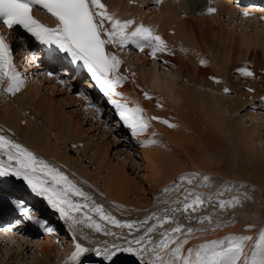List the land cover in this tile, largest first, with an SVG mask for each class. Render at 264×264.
Returning <instances> with one entry per match:
<instances>
[{
  "label": "bare ground",
  "instance_id": "6f19581e",
  "mask_svg": "<svg viewBox=\"0 0 264 264\" xmlns=\"http://www.w3.org/2000/svg\"><path fill=\"white\" fill-rule=\"evenodd\" d=\"M226 1L230 2L229 0H218L215 5L216 11L214 13H209L207 11L210 7L208 6V0H161L160 3H156V0H102V2L107 5L109 12L115 14L118 18L122 20L134 19L137 24L143 23L151 27L156 34L163 38L168 48V51L157 53V56L153 58L150 55V49H145L141 52L135 45H128L129 51L134 52L135 61L138 63L135 65L132 63L133 68L131 69L128 66L129 64L122 60L123 63L120 65L118 74L126 77V79L116 88V91L122 95L114 96L113 98L121 101V103L127 101L129 107L139 105L145 110L144 115L148 118L153 116L172 118L173 124L177 123L178 126H181L176 133L179 136L186 134L193 138L192 140H195L198 145L200 151L194 150L195 155H199L198 163L194 161V159L188 162L182 159V157L187 156L188 151H190L192 147L187 144L184 150L181 149L180 146L177 145L178 143L176 144L175 141L173 142L171 140L174 135L171 132L172 130L170 132L173 135L170 133L171 138L169 141H166L168 145L163 147V149L168 148V156L158 157L154 155V157L150 155L151 159H149L150 156L145 155V151L141 150L143 156L149 160L151 169H154V172L149 169V174H146V176L144 173L141 174L153 185L149 187V191L152 192L153 195L155 194L156 186L160 184L167 185L168 180H170L168 182L172 187L174 184H179L181 186L178 191H173L177 193V195H181L185 188L191 189V187H194L196 192L203 193L205 196L210 197L217 194L219 189L223 188L225 185L231 184V181H234V183L246 182L249 187L254 190V193L257 191L259 192L257 194L258 202L259 204H263L262 208H264V161L260 158L252 159L250 153L245 154L242 152V149L247 146L246 141L250 140L254 131L246 135L243 133V135H239L233 122H230L229 119H225L226 117L222 114L224 105L227 110L229 108L236 111L244 106V104H249L252 100H255L260 92V90L255 87L257 84L264 89V83H262L264 78L261 76L248 77L235 75L236 78H233L234 75L232 74L233 72L239 74L237 69L242 66L245 67L244 65H251V67H253L254 65H252V63H257L259 65L264 64V58L257 56L259 54L254 50L257 47H261L264 52V24H262L263 22L259 23L258 20L261 15L264 16V9H258V7L248 8L247 10L250 12L248 16H251L254 20L248 19L250 21H245L244 19L246 18H242L245 12L242 11L239 13L232 7L233 5L231 6V2L228 3ZM138 2H148L147 11L142 10L141 7L138 8L135 5ZM225 14H227V17L232 18V20L238 18L241 21L238 32H236L235 29L229 30L227 28L228 22H226V27L221 25L220 20ZM234 14L235 17L233 18ZM239 14H241V17L238 16ZM36 16L40 20L50 22V24L55 23L52 17L42 12H36ZM262 20L264 21V18H262ZM250 30H253V33H250ZM0 31H2L7 41L13 40L11 47L15 65L16 63L20 64V59H27L30 53H28V51L25 52L24 49H31L33 45L30 41L25 40L26 44H22L21 42L17 44V34H7V27L5 26H0ZM235 32L238 35H236ZM233 39L236 40L232 41ZM177 43H179L183 49H178ZM14 44H16V46H14ZM220 45H223V47ZM115 47L109 46V50L115 53ZM189 47L196 48L197 53L194 56H191V54L186 51ZM225 49H228L229 52L234 51L239 55L243 53L245 57L246 55H250L253 60L250 61L249 57H247L246 60L231 59L230 55L234 56V54L226 53ZM14 51L16 52L15 54ZM36 54L41 55L39 52H36ZM198 54L202 59L200 56H197ZM117 56L119 57V55ZM204 57L207 58L205 63H210L212 68L200 64L202 60L204 61ZM57 59H60V57H52L44 61L42 59L39 60L38 64L41 63L42 66H50L51 61H53L54 67L57 69H69L71 72V68H69L67 64L61 62L57 63ZM149 59L163 61V65L171 68L176 73L177 79H168L162 76L156 68L147 70L146 61ZM32 62L35 63V60ZM260 66L254 67L258 70L261 68L264 69V65ZM32 68L35 69L36 67L32 66ZM37 68L40 69V66H37ZM213 77L216 79H213ZM46 78L50 84L51 78L45 77L43 74L40 77L41 80H39V77L35 79L41 82L42 80H46ZM216 80H219V83H217ZM241 81L245 83L241 84ZM85 82L91 86L90 90H85V94L93 96V89L99 90V88L94 86V82L90 80L88 74L86 75ZM144 83H147L149 88L146 87ZM51 84L50 88L52 90L60 88L63 91V88L58 87L57 83ZM32 87V84L28 85L24 83V86L15 95L5 91L0 94V130H3L5 134L13 137L29 149L40 153L46 160L60 166L69 177L75 180L80 187L90 194L93 200L103 205L104 209L117 219H141V216L154 211V207H161V204L153 208L142 209L138 207L136 201L132 200L131 197L136 198L141 194L140 187L134 179L129 178L125 164H113L108 161L106 159L107 147L95 139H85L83 137L85 132L79 133L80 121L79 119H75L76 117L71 114V111L70 114L65 115L64 108L57 103L54 104L53 101V103L49 101V97L46 98V100H42V97L45 95L43 93L49 91L48 89L42 91L41 88L38 87L39 92L33 90L28 94L27 90H31ZM225 87L229 88L230 91L226 93L224 91ZM33 88L35 89V87ZM249 89H252V91H249ZM157 91L165 95L168 102L170 101V103L173 104L171 108H168V104L163 102L166 101V99L164 97L161 98ZM145 92L151 96V99L145 97ZM99 93L101 100L106 98L108 101V98L105 97L101 91H99ZM231 93L234 95L232 98L229 97ZM66 94L68 96L69 93L66 92ZM262 95H264V93ZM69 99V102H79L83 110H86L84 106L89 100L84 102L80 96H69ZM94 102L96 105L99 103L96 101ZM161 104L162 106H158ZM113 109L115 110L114 106L111 104L106 108V112L108 111V120H110L111 117L114 119ZM88 112L91 115H93V112L95 113L94 109H88ZM23 116L25 117L23 118ZM156 122L157 120H149L150 127L148 130L139 137L132 136V138H138L140 141L149 138L151 135L147 132H150L152 127V133L154 132ZM118 123L122 122L119 121ZM109 126L111 127V125ZM158 130L155 136H151L153 139H160V137H162L160 135L161 131ZM165 134H167L168 138L170 137L167 132ZM177 134L174 135V138L178 136ZM104 135H102L103 138ZM51 136H53L54 141L51 140ZM240 136L243 137L242 140ZM176 140L179 139L176 138ZM70 144L75 148L78 147L77 150L83 153L87 150L91 152L89 156L90 160H93L94 156H98L96 172L89 170L78 157H71L68 155L67 151L69 150ZM132 165L134 166V164ZM160 169H163L167 175L164 176V180L159 182ZM181 176L189 177L191 183H188V180H181ZM177 177H179V179L175 182L174 179ZM204 177L208 179L204 180ZM198 181H201L202 184L198 185ZM194 183L196 184L193 185ZM111 197H113L114 201L111 200ZM177 200L178 199L172 195L165 201L164 205L172 207L173 205L171 204ZM226 201H229V199ZM211 204L213 205V203L205 204L200 210L210 207ZM117 205H119V207H117ZM47 207L49 206L47 205ZM137 209L138 211H136ZM263 211L264 209L259 212L264 213ZM57 215L58 219H60L58 213ZM227 220L228 219H226V221ZM243 221V219L237 221L236 224L231 227L230 231L232 233H243L241 235L253 236L255 239L259 231L264 229V224L249 228L248 226L251 224L243 225ZM55 226L56 225H54V228ZM80 229L85 231L86 227L80 226ZM20 230L22 231L23 228L21 227ZM86 232L87 231H85V235L87 234ZM56 234L57 233L54 232L46 233L43 236V241L39 245L41 257L36 258L33 264H51L52 241L57 237ZM9 235L10 234L2 235L4 247L11 244L10 240L12 243L17 241L13 239L14 237ZM99 238L104 240L111 238V236L103 235V237L99 236ZM204 242L205 240L203 242L197 241L187 243L184 245L185 253L188 248H195ZM16 244L20 245V242H16ZM73 245H71V248H73ZM250 247L251 242H249V248ZM133 261L134 260H130V262Z\"/></svg>",
  "mask_w": 264,
  "mask_h": 264
},
{
  "label": "snow or ice",
  "instance_id": "6c2138e0",
  "mask_svg": "<svg viewBox=\"0 0 264 264\" xmlns=\"http://www.w3.org/2000/svg\"><path fill=\"white\" fill-rule=\"evenodd\" d=\"M160 2L161 0H156V3ZM34 6H39L55 18V26L49 27L37 20L33 15ZM207 11L212 13L216 9L209 7ZM0 24L9 30L17 26L22 28L35 41L46 46L53 58L66 57L71 65L82 66L94 86L114 106L119 121L130 130L133 137H139L148 130L149 120H159L170 128L177 127L161 117H146L145 110L139 105L129 107L127 101L121 103L113 98L122 95L116 88L126 77L118 74L123 61L109 50V46L125 48L135 45L141 52L150 49V55L155 58L157 53L168 51V48L163 38L151 27L143 23L137 24L134 19L118 18L109 12L102 0H0ZM204 63L202 60L201 64ZM237 71L243 76H254V72L248 67L238 68ZM67 74L65 70L64 75ZM46 75L65 87H71V77L66 80L63 75L53 71ZM216 82L219 83V80ZM24 83L25 78L14 63L12 47L5 36L0 35V91L15 95ZM224 91L227 93L230 89L225 87ZM79 95L88 100L84 92ZM144 95L151 99L147 92ZM88 107L93 108L97 115L102 113V109L90 100ZM155 135L153 132L152 136ZM143 143L155 144L158 141L151 139ZM10 179L21 182L30 193L46 201L65 221L74 241L77 226L92 228L96 232H103L105 236L124 240V243L105 242L95 248L76 242L69 257L76 264H83L82 258L87 253L100 258L96 264H117L122 254L133 258L135 264H264V229L259 231L255 239L249 235L229 234L223 240L205 241L195 248H188L185 253L184 245L188 243L191 234L202 229L185 226L174 214L182 210L191 219L192 213L198 212L203 205L212 203L210 196L185 188L183 199L174 201L175 207L164 208L163 215L153 212L142 220H120L93 200L60 166L40 157L0 130V194L4 191L3 185ZM180 179L191 183L187 176H181ZM207 179L204 177V180ZM180 187L179 184H174L172 188L165 187L163 191H178ZM9 203L19 211L24 220L36 223L47 233L55 231L49 221L37 216L34 208L27 205L23 198L12 196ZM239 203V198L233 197L230 201L220 200L219 207L225 208ZM93 214L99 217V221L94 219ZM198 219L201 223H210L212 218L200 216ZM150 221L155 222L145 228ZM101 222L128 229V235L132 238L127 239L109 231ZM169 223L174 226L164 228ZM160 228L164 230L160 232L159 240H153L152 235ZM142 229V234L133 236V233H140ZM84 238L88 239L87 236Z\"/></svg>",
  "mask_w": 264,
  "mask_h": 264
},
{
  "label": "rangeland",
  "instance_id": "374dc122",
  "mask_svg": "<svg viewBox=\"0 0 264 264\" xmlns=\"http://www.w3.org/2000/svg\"><path fill=\"white\" fill-rule=\"evenodd\" d=\"M226 2H228V1H226ZM216 3H217V0H215V3H213V6H214V4L216 5ZM228 3H230V2H228ZM230 4L232 6V3H230ZM136 6L138 8L142 7L144 11L147 10V6H145L144 4H138ZM145 14H147V13H145ZM118 16H119V11H118ZM234 17H235V14H234L233 18ZM245 18H246V19H244L245 21H250L248 19H253L251 16H246ZM262 18H264V16L261 15L258 20H259V23L263 22L262 24H264V21L262 20ZM213 22H215V21H213ZM226 22H228V26L230 27L229 28L227 26V28L229 30L235 29L236 32H238L239 27H240V22H241L238 18L232 20V18L227 17V14H225L221 18L220 23L222 26L226 27ZM250 33H253V30H250ZM236 35H238V34L236 33ZM235 40L236 39H233L232 41H235ZM14 46H16V44H14ZM220 46L223 47V45H220ZM177 48L183 49V47L179 43H177ZM191 49H195V50H191ZM254 50L259 54L257 56H259L260 58H262V57L264 58V52H263L261 47H257ZM186 51H188L191 54V56H194L197 53L195 47H191V48L189 47V49ZM193 51H194V54H193ZM225 52L230 53V54H234V56H231L229 54L231 59L235 58V59L246 60V58L249 57L250 61L253 60L252 56H250V55L249 56L246 55V57H245V55H243V53H240V55H239V54H236L234 51L229 52L228 49H225ZM116 53L120 56L121 60H123L124 62L129 64L128 66L131 69L133 68L132 67L133 65L138 63L137 61H135L134 52H130L129 50L127 51L125 49L121 50L118 46H116ZM131 54H134V55H131ZM197 56L199 57L200 55L198 54ZM200 58L202 59L201 56H200ZM203 59H204V61H207L206 57H204ZM157 60L158 59L147 60L146 61V69L152 70L153 68H156V70L159 71V73L162 76H165L168 79L171 78V79L176 80L177 79L176 73L171 68L167 67L166 65H163V63H162L163 61H160V60L157 61ZM132 63H133V65H132ZM200 64H201V62H200ZM202 65H206V66L212 68L210 63H204ZM252 65L257 67L260 65L263 66L264 64L259 65L257 63L256 64L252 63ZM244 66L252 69V70L250 69L251 71L254 72V76H252V77H256V76L260 77L261 76L262 78H264V69L263 68L258 70L254 66L251 67V65H244ZM18 67L21 70H23V75L28 78L29 77L28 75L30 74V71H28L29 67L27 66L26 68H23L22 65H19ZM242 67H240V68H242ZM232 74L234 75L233 78H236L237 75H241L240 73L238 74L237 72L236 73L233 72ZM39 80H41V79L39 78ZM240 83L244 84L245 82L241 81ZM262 83H264V79H263ZM25 84H28V85L32 84L33 87H35V89L32 87L31 90L30 89L27 90L28 94H30V91H33V90H36L37 92H39V88H41L42 91H44V89H46V90L48 89L49 91L43 93L45 95H44V97H42L43 99L41 98L42 100H46V98L49 97L48 98L49 101H51V102L53 101L54 104L57 103L58 105H61L62 108H64L65 115L70 114V111H71V114L74 115V117H76L75 119H79L80 124H81L79 127V133L85 132L83 134V137L85 139H87V138L88 139L89 138L95 139L96 141L101 142V144H103L105 147H107L106 159L108 161L112 162L113 164H119V165H121L122 163L125 164V168L127 170V174H129V178L134 179L137 182L138 186L140 187L141 194L136 198L131 197L132 200L136 201V204L138 207H140L142 209L143 208H150V207L153 208L154 206L161 204V207H154L155 208L154 211L141 216V219L133 218V220H142L146 216L151 215V213H153V212H157L158 214L163 215V209L168 207L167 205H164L165 201H167L172 195H174L175 198H177L178 200L183 199V193L181 195H177V193H175L173 191L169 192V193H164V191H162L165 187L170 186L169 188H172L171 184H169V182H168L170 180L167 181V185L160 184V185L156 186V191H155V194L153 195L152 192L149 191V187L153 186V185H151V182L146 180L141 175L142 173H144L145 176H146V174L148 175L149 171H150L149 169H151V167L149 166L150 165L149 160L145 156H143V154L141 153V150L145 151L144 154L149 155V156L150 155H153V156L155 155L158 157L168 156V152H167L168 148L163 149V147H166V145H168V143L166 141H169V139L171 138L170 133L172 132L174 135H176L177 130L180 129L181 126H178L177 123H174L175 125H177V127L170 128L166 124L157 120V122L155 123L154 132L156 133V131L158 129L161 131V134H160L162 136V137H160L161 140L159 138H156V139L154 138V140L158 141V143L145 145L143 143V141H140L138 138H136V139L132 138L130 130L126 126H124L122 123H118L119 118L116 115L114 109H113L114 119H112L113 117H111L110 120L107 119L104 125H102L100 123L93 125L91 120H89V117L81 116V110L84 111L83 107H81V104L79 103L77 106L80 105V107L76 108L74 104H71V102H69L70 101L69 97L67 98V96L62 95L64 93V91H62L60 88L52 90L50 88V85H52V84H50L49 86H45L46 85L45 82H42V83L41 82H39V83L28 82ZM144 85L149 88V85L147 83H144ZM255 87L260 90L259 96L255 100H252L251 103H249V104H244V106L240 107L236 111H233L232 109H229V108L227 110L226 106L224 105L223 110H222V112H223L222 114L224 117H226L225 119H229L230 122H233V124H234L239 135H243V134L246 135L247 133L254 131L250 140L246 141L247 146L242 149L243 150L242 152L245 154L250 153L252 159L253 158L254 159L260 158L264 161V95H262L264 93V89L262 87H260L259 84H257ZM157 93L161 98L164 97L166 99V101H163V102H166L168 104V108H171V106H173V104L170 103V101L168 102V99L165 97V95H163L159 91H157ZM97 95H98V93H97ZM233 96L234 95L232 93L229 95V97H231V98ZM160 100H163V99H160ZM59 102L60 103L62 102V103L60 104ZM164 107H166V106H164ZM171 111L175 112L174 110H171ZM104 114H105V112H103V115ZM24 117L25 116H23V118ZM162 118L169 120L172 123V118H170V117H162ZM85 120H87V121H85ZM109 125H111V127ZM165 126L167 129L165 128ZM152 131H153V127H152L151 131L150 132L148 131L147 133H149V135L152 136ZM166 132L170 136L169 138L167 137V134H165ZM172 133H171V135H173ZM102 135H104V138ZM174 135L172 136L171 140L173 142L175 141L176 144L178 143L177 145L180 146L181 149L184 150L185 146H187V144L191 145V147H192L191 148L192 151L191 150L188 151L189 155L187 154V156L182 157V159L185 162H188L189 160L194 159V161H196L198 163L199 162V157H198L199 155H195L194 150H197V151H200V150H199L198 145L195 142V140H192L193 138L187 136L186 134H183L184 136L183 135L179 136L177 134L178 136H175V138H174ZM151 136L149 137L150 139L147 138L145 140L153 139ZM176 138H178L179 140H176ZM242 138L243 137L240 136L241 140H242ZM51 140L54 141L53 136H51ZM242 144H243V142H242ZM139 145H140V147H139ZM241 147H242V145H241ZM196 148H198V149H196ZM77 149H78V147L75 148L74 146H72L70 144L69 150L67 151L68 155L71 157H78L83 162V164L87 168H89V170L96 172L98 156H94L93 157L94 159L90 160L89 156H90L91 152H88V150H87L86 152L83 153L82 151H79ZM34 152H36V151H34ZM36 153H38V152H36ZM191 153H192V155H191ZM38 154L40 156H42L40 153H38ZM127 154H128V156H127ZM124 156H126V157H124ZM42 158H44V157L42 156ZM149 159H151V156ZM132 164H134V166ZM137 166H139V167H137ZM151 170L153 171L154 169H151ZM160 170H161V173H160L159 179H158L159 182L164 180L165 179L164 176L167 175L165 173V171H163V169H160ZM178 179H179V177L175 178L174 179L175 182H177ZM171 180H172V178H171ZM198 182H199V183H197L198 185L202 184L201 181H198ZM230 183L231 184L225 185L223 188L219 189V192L217 194L211 196L213 205L211 204L210 207L205 206L206 208H204V210H199L196 213H192L191 219H189L188 214L184 213L182 210L177 211L174 214L175 218L177 220H179V222L183 223L185 226L192 227L193 229H202L201 231L193 232L191 234V237L188 239V243L197 242V241L203 242L204 240L205 241L223 240V238L228 236L229 234L241 235L243 233H239V232H233L232 233L230 231L231 227H233L236 224V222L239 221L240 219L244 220L243 225L251 224L253 226H256L259 224H264V215H263L264 213H260L261 210L264 209V208H262L263 204H259V202H258V195L257 194L259 192L257 191L256 193H254V190L251 189L246 182H242V183H236L235 182L234 183V181H231ZM243 183H244V185H243ZM195 184L196 183H194L193 185H195ZM202 186H205V185H202ZM162 187H163V189H162ZM191 189L194 190V187H191ZM141 196H143V197H141ZM225 197H229V198H225ZM233 197L239 198L240 203L235 204V205H230L229 207L227 206L225 208H220L219 204H217L222 199L224 201L229 199V201H230V200H232ZM111 200L114 201L113 197H111ZM158 201H160V203H158ZM171 205H173L172 207H175L174 203ZM203 207H204V205H203ZM136 211H138V209ZM57 216H58L57 214H53L51 212V220L54 222V225H56L55 226V233H57L56 234L57 237L54 238V240L52 241L53 249L51 250V257H52V259L50 260L51 264H73L74 261H71L69 259V257L71 255V253L74 251L76 242H79L82 245H84L85 247H89V248H95L97 246H102L105 242L111 243V242L115 241L117 243H124L123 239L117 240V238L113 237V236H111V238H109V239L102 240L99 238V236L103 237V235H104L103 232H95L94 229L88 228V227H86L85 231H87L86 232L87 234L85 235V231L80 229V226H77L76 240L74 241L72 239V233H70L68 228L66 227L67 224L65 223V221H63L61 218L58 219ZM93 216H94V219L99 221L98 216H96L95 214H93ZM200 216H211V218H212L211 222L209 223L208 221H205V222L201 223L198 219V217H200ZM226 219H228V220L226 221ZM120 220H129V219H120ZM154 222L155 221H150L149 225H145V228L150 226V224L154 223ZM101 223H102L103 227L107 228L109 231L116 232V233L120 234V236L125 237L127 239L132 238V236L128 235V229H126V228H117L114 225L109 224L107 222H101ZM218 224L220 226H217ZM173 226L174 225L169 223V224L164 225V228H171ZM164 228L158 229L157 232L152 235V239L153 240H159L160 232H162L164 230ZM142 233H143V229L141 230L140 233H133V236L140 235ZM85 236H87L88 239H85L84 238ZM22 241L23 242H20V245H18L19 243L18 244L15 243V244L7 246V247L1 246L0 264H33V262L35 261L36 258L41 257L39 245L42 243L43 239H42V241H37V240H29L28 238H26V239H23ZM71 245H73V248H71ZM85 255H87V256L91 255L90 258L95 259V256L92 253L85 254ZM130 260H133V258L128 256L127 254H122L119 256V258L117 260V264H135V261L130 262Z\"/></svg>",
  "mask_w": 264,
  "mask_h": 264
}]
</instances>
